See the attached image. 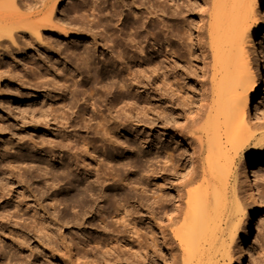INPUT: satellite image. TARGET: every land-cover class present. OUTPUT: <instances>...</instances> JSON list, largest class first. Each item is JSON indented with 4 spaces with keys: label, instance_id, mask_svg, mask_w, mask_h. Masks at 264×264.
<instances>
[{
    "label": "rangeland",
    "instance_id": "1",
    "mask_svg": "<svg viewBox=\"0 0 264 264\" xmlns=\"http://www.w3.org/2000/svg\"><path fill=\"white\" fill-rule=\"evenodd\" d=\"M73 1L64 0L58 7L54 24L43 29L41 40L25 31L18 49L0 55V155L12 145H29L34 147L31 154L39 163L33 169L34 175L40 176L46 171L53 175L59 168L75 173L74 146L77 140L84 139L88 149L81 150L85 161L77 169L80 177L75 178L70 173L52 189L53 194L63 199L62 205L58 203L55 209V201L45 198L36 205L31 201L29 205L30 215L36 207L40 216L45 214L51 223L61 215L63 228L60 237H56L58 243L53 239L55 242L50 246L36 236L29 239V246L33 253L37 252L41 263L47 256L49 264H144L145 175L157 173L165 149L163 145L169 150L177 147L179 152L187 151L186 143H175L173 125L188 124L207 113L213 104V55L208 28L214 0H176L178 9L176 5L170 8L173 5L170 2L165 8L167 13H161L159 19L154 15L156 0H136L143 12L139 22L143 54L126 47L122 41L126 32H120L122 24L134 21L132 17L127 19L128 9L124 7L120 22L104 21L101 27L103 32L116 38L119 49L114 50L104 41L100 31L86 32L94 39V46L90 45L94 57L89 67L72 54L78 42L86 44L88 39L65 38L61 34L63 27L80 25L72 24L66 13ZM261 44L264 54V34ZM79 49L82 51L83 47ZM119 51L124 52L126 60L109 65V58ZM131 56L132 61L128 58ZM249 64L253 62L249 60ZM128 68L133 72V76L125 74L127 87L132 91L128 99L125 98L128 105L114 109L121 94L118 88L122 83L121 69L124 72ZM255 100L249 119L259 125L264 123V114L257 113L256 104L264 106V85ZM65 104L67 106L63 107ZM123 105L125 109L121 112ZM104 125L109 126L112 136L104 134ZM57 142L64 143L63 149L54 148ZM11 152L15 154L14 149ZM61 159L63 162L56 164ZM259 165L255 163L250 167L251 176ZM82 167L87 171L98 169L102 185L92 178L90 187ZM155 175L150 179L151 192L157 191L160 179L159 174ZM38 178L31 186L33 191L42 179ZM250 181L253 199L247 201V205L252 206L250 219L254 229L245 244L248 261L243 264H264V179L259 187L253 185L252 178ZM249 193L242 185L241 197L248 198ZM5 203L6 200H0V213ZM9 208L10 212L15 211L13 205ZM43 208L47 215L40 211ZM3 226L0 224V236L3 232L5 237H12ZM154 229L153 226L151 234ZM48 246L53 250L51 256L48 253L42 256ZM6 251L10 254L13 250L7 248ZM151 257L153 264H165V261L158 262L154 254Z\"/></svg>",
    "mask_w": 264,
    "mask_h": 264
},
{
    "label": "bare ground",
    "instance_id": "2",
    "mask_svg": "<svg viewBox=\"0 0 264 264\" xmlns=\"http://www.w3.org/2000/svg\"><path fill=\"white\" fill-rule=\"evenodd\" d=\"M175 1L156 0V18L159 19L161 13H167L165 8L170 2L173 4L170 8H175ZM63 2L64 0H0V55L3 56L2 52L12 53L18 49L19 40L25 35V31L31 37L41 40L43 29L52 27L54 16ZM136 2L74 0L66 13L72 24L80 25L63 27L61 34L65 38L82 37L89 42H78L73 47L72 54L79 56L84 65L89 67L94 57L91 47L94 46V39L86 32L93 30L100 31L103 40L113 49H119L117 47L120 44L116 38L103 32L101 27L104 26V21L120 22L124 7L128 9L125 14L127 19L132 17L134 21L122 24L120 32L126 31L122 41L126 47L142 53L144 47L140 39L139 22L143 18V12ZM263 34L264 0H214L208 28L213 55V104L207 113L191 120L192 123L182 125L176 121L173 125L175 143H186L188 149L186 152H179L177 147L169 150L167 145H163L165 149L159 159L160 170L155 173L160 178L156 184V192H151L150 187L151 176L155 174L145 175L142 197V216L145 218L146 228L142 246L144 264H153V254L158 262L165 261V264H243L248 261L245 244L251 239L254 229L250 219L253 216L252 206L247 205V201L253 199L250 180L252 178L253 185L259 187L264 179V123L256 125L249 119L251 105L264 85V54L261 44ZM79 46L83 47L82 51ZM198 46L202 48L201 44ZM124 55L123 51H119L109 58L108 64L113 65L118 60L122 63L126 60ZM133 56L128 57L130 61L134 59ZM249 60L253 62L252 65ZM121 74L122 83L118 87L121 94L113 105L114 109L122 104L127 106L125 98L132 92L127 87L125 77L133 76V72L130 68L124 72L121 69ZM66 106L67 104L63 107ZM124 109L125 106L119 110L122 112ZM256 111L264 114V106L257 103ZM102 130L105 135L112 136L109 126L104 125ZM62 144L64 143L57 142L54 148L63 149ZM13 149L14 155L11 154ZM33 149L29 145L16 144L7 147L0 155V200H6L3 213H0V224L12 236L5 237V233H1L0 264H49L44 255L48 253L51 256L53 250L50 243H58L56 237H60L63 228L62 217L59 214L60 219L55 218L52 224L47 221L45 214L40 216L36 207H33L34 212L30 215L29 205L31 201L36 205L43 198L55 201V209L58 203L62 205L63 199L53 194L52 189L70 173L75 178L80 177L81 172L77 169L85 161L81 150H87L88 144L84 139L76 141L75 173L59 168L54 169L53 175L46 171L40 175L43 177L34 175L36 171L33 169L38 160L35 161L31 154ZM61 162L63 159L56 161V164ZM255 163L260 165L253 170L251 176L249 169ZM84 172L89 185L92 178L96 184L102 185L98 169L91 168ZM38 177L42 179L33 191V184ZM175 180L178 181L176 185L173 184ZM169 185L172 188H168ZM242 185L250 191L246 195L248 198L240 195ZM87 189L88 187L85 191ZM35 193H39V196ZM12 205L15 207L14 212H10L9 207ZM40 211L46 213L44 208ZM153 226L155 229L151 234ZM36 236L50 245L42 252L45 257L42 263L36 257L37 252L33 253L29 246V239ZM59 240L60 243L62 238ZM7 248L13 251L9 254Z\"/></svg>",
    "mask_w": 264,
    "mask_h": 264
}]
</instances>
